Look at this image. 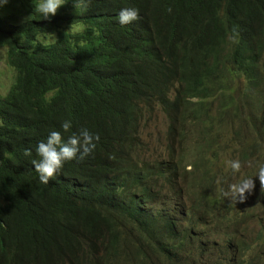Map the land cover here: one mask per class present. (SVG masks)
I'll use <instances>...</instances> for the list:
<instances>
[{
  "label": "trees",
  "instance_id": "1",
  "mask_svg": "<svg viewBox=\"0 0 264 264\" xmlns=\"http://www.w3.org/2000/svg\"><path fill=\"white\" fill-rule=\"evenodd\" d=\"M39 2L0 7V47L13 73L0 94V264H185L189 247L165 235L180 204L160 183L177 170L141 156L140 127L147 107L159 105L180 122L174 140L205 154L186 121L191 114L195 130L213 121L214 140L223 135L225 124L208 119L213 100L219 117L231 112L232 141L244 126L264 133V0H65L50 20L34 11ZM122 8L140 18L121 25ZM82 128L99 135L95 149L40 182L37 144L53 130L66 141ZM236 151L254 158L250 147ZM194 152H180L177 164L190 165L202 189L201 159L183 158ZM251 261L264 264V254Z\"/></svg>",
  "mask_w": 264,
  "mask_h": 264
},
{
  "label": "rangeland",
  "instance_id": "2",
  "mask_svg": "<svg viewBox=\"0 0 264 264\" xmlns=\"http://www.w3.org/2000/svg\"><path fill=\"white\" fill-rule=\"evenodd\" d=\"M230 12V6L222 10V17H228ZM4 50L0 47V94H5L9 86L12 83L13 73L6 66L4 59ZM237 86V85H236ZM238 87V86H237ZM174 89H172L173 91ZM224 101V100H221ZM206 103V104H205ZM205 108L211 110L208 119L216 120V122H221L225 124V133L214 140L213 128H211L212 122L204 124L202 127H199L198 130L192 119L191 114H188L186 126L190 132H193L194 138H196L200 133L204 138V151L205 154H199L202 147L196 143L189 142V139L186 138V145L184 147L179 145V140H174L175 134L180 132V122L178 121L176 125L173 124L169 116L160 109L159 105H156L152 110L147 107L145 117L142 121V128L140 127L139 139V150L141 156L148 160L150 163L157 164L167 170L170 168H176V174L173 172L167 173L168 176L172 178L171 182L160 181L162 185L172 187L175 190H178L183 196L178 197L182 202H188L191 205L192 196L187 195V191L190 189H196L195 185H200V176L196 181L193 180V177L188 173L191 170V167L178 166L177 161L180 160V152L186 151H195L194 154H186V157L183 156L185 165L192 162L198 164V157L201 159L200 164H204V168H213L215 170H229L228 161L229 160H239L242 164L241 171L235 175L230 172L231 175V184L236 183L241 176L244 177H253L255 182V188L253 192L255 195L259 194L262 190L260 187L259 179L255 176L257 171L258 163H264V153L258 155L254 151V158L250 157L249 159H243L242 152H237V149H247L248 147L252 148L253 133L249 132L246 126L245 136H241L242 139H237L232 141L234 138L233 130L234 127L231 125L229 117L221 118L217 114V108L219 102H213V100L206 101ZM264 105V101H262ZM195 108H193L194 110ZM246 111V106L236 107V112L244 113ZM245 119V118H244ZM247 125V124H246ZM248 126V125H247ZM175 131H174V130ZM220 149L224 153L226 163H218L214 161L211 157H208L209 153H212ZM233 153H237L236 156ZM179 169V170H178ZM176 192L174 193V195ZM186 207H182L185 209ZM195 227L199 228L201 236L207 241H214L215 248L213 254V261L215 264H220L222 260L226 262H233V264H238L241 261V256L245 255L248 257H257L264 254V214L261 212H256L252 214H244L241 217L237 218L233 222L229 223V237L226 234L224 228L219 226L209 225L207 221L200 220L195 223ZM252 245H257L255 248L251 249L249 252H240L237 251L242 248H247ZM231 247L232 249H228ZM189 257V251L185 255ZM253 261H249L251 263ZM160 264V261H158Z\"/></svg>",
  "mask_w": 264,
  "mask_h": 264
},
{
  "label": "clouds",
  "instance_id": "3",
  "mask_svg": "<svg viewBox=\"0 0 264 264\" xmlns=\"http://www.w3.org/2000/svg\"><path fill=\"white\" fill-rule=\"evenodd\" d=\"M8 0H0V7L4 4H7ZM65 3V0H40L34 6V11L45 20H50L54 17L59 8ZM171 12V8L168 9ZM222 14V10L220 12V16ZM222 17V16H221ZM27 18H31V15ZM25 18V19H27ZM139 12L135 8H122L118 13V22L121 25H127L131 22L138 20ZM225 18V17H222ZM4 50V49H3ZM5 53V50H4ZM62 129L65 132L71 130L72 123L71 121H64L61 125ZM100 137L98 134L91 133L88 129L82 128L79 133H72L67 140L65 141L62 137L61 132L59 131H51L46 139V141H40L36 146V155L39 159H34L31 163L34 165V168L37 173H39V180L44 184H48L50 179L56 177L59 170L63 167L65 161L73 160L77 158V154L79 153V159H84L87 155H89L96 147V141H99ZM260 142V140H257ZM264 144V141H261ZM26 155H31V150L25 153ZM210 155V153H209ZM208 155V157H209ZM228 167L231 169L232 173L235 175L239 173L242 168L241 162L237 160H229ZM191 167L190 165H188ZM187 166V167H188ZM186 167V168H187ZM192 170V167H191ZM190 170V171H191ZM259 179L261 190H264V163H258L257 171L255 174ZM255 188V182L253 177H244L236 182L232 183L228 186V189L223 192V195L229 198L231 201L235 203L241 202L243 203L247 199L246 194H250ZM191 190H200V189H190L187 191V194ZM176 194L174 195V193ZM183 196L180 194L178 190H174L168 193L167 199L172 197H180ZM201 220L207 221L209 225L219 226L224 228L227 236L229 237V227L221 220L215 219L210 220L207 217L202 218ZM195 230L200 233L199 228L195 227ZM201 242L203 244V248L210 255L212 263L215 243L214 241H207L201 236ZM257 245H252L247 248L239 249L237 252H249L251 249L255 248ZM228 249H232L231 247H227ZM253 257L246 258L245 255L241 256V261L238 264H247ZM234 262V261H233ZM233 262H226V260H222L220 264H233Z\"/></svg>",
  "mask_w": 264,
  "mask_h": 264
},
{
  "label": "bare ground",
  "instance_id": "4",
  "mask_svg": "<svg viewBox=\"0 0 264 264\" xmlns=\"http://www.w3.org/2000/svg\"><path fill=\"white\" fill-rule=\"evenodd\" d=\"M249 102H245V104ZM230 113L222 118L229 117ZM237 119L241 121L238 117ZM251 133H253V137L251 138L253 141L252 149L261 156L264 153V144L261 142L264 141L263 130H252ZM257 140H260V142ZM209 157L218 163L227 162L224 153L218 148L210 153ZM206 172L207 178L203 188L191 190L187 194L192 196L191 205L188 202L180 201L177 199L178 197H174L177 203L180 204V211L182 213L174 216L173 225L169 227L165 234L166 237H169L176 244L180 245L184 243L186 247H189V257L185 256V264H213L210 255L203 248L200 238L194 234L197 232L195 230V223L202 218L207 217L210 220L219 219L229 227L230 222H233L244 214L256 212L264 214V190L257 195L252 191L250 194H246L247 199L243 203H235L223 195V192L228 189L231 180H233L230 175L231 169L215 170L213 168H206ZM182 207L186 208L182 209ZM163 213V217L168 215L165 212ZM247 264L255 263L248 262Z\"/></svg>",
  "mask_w": 264,
  "mask_h": 264
}]
</instances>
